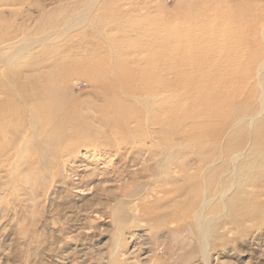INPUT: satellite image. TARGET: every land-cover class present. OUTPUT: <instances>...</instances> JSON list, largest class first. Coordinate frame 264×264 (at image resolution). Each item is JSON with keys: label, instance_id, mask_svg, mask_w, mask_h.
<instances>
[{"label": "rangeland", "instance_id": "obj_1", "mask_svg": "<svg viewBox=\"0 0 264 264\" xmlns=\"http://www.w3.org/2000/svg\"><path fill=\"white\" fill-rule=\"evenodd\" d=\"M263 35L264 0H0V264H264Z\"/></svg>", "mask_w": 264, "mask_h": 264}, {"label": "bare ground", "instance_id": "obj_2", "mask_svg": "<svg viewBox=\"0 0 264 264\" xmlns=\"http://www.w3.org/2000/svg\"><path fill=\"white\" fill-rule=\"evenodd\" d=\"M92 3V2H91ZM91 5V4H90ZM85 9V8H84ZM81 10V9H80ZM80 12V11H79ZM78 12V13H79ZM77 13V14H78ZM74 14V13H73ZM84 14L86 15V13H81V14H79L78 16L77 15H73V17H71V15L69 16V21H67V22H69V23H67L66 24V29H64L63 31L62 30H59L58 28H56V27H54V26H48L47 24H45L44 25V27L45 28H51V30L50 31H48V32H45V34H43V35H40L41 37L40 38H37V39H35V40H31V39H25V40H23L22 41V43H20V44H14V45H9V49H8V52L6 53V60L9 62V61H11V60H13L14 58H16V57H19V56H21V55H23V53H25V52H27L30 48H32V47H34V45L35 44H37V43H43V42H45V40L46 39H48V38H50L52 35H54V34H61V33H66V31H68V30H75V29H77L78 27H79V25H80V23L83 21V18H84ZM71 17V18H70ZM86 19V18H85ZM84 19V20H85ZM63 21V18H59V20L58 21ZM39 22V21H38ZM80 28V27H79ZM17 29V28H16ZM19 31V30H18ZM17 31V32H18ZM16 32V33H17ZM70 32V31H69ZM12 33V32H11ZM16 33H14V34H16ZM10 36H13V35H10ZM263 37H264V35H263ZM16 38V37H15ZM9 39V38H8ZM11 42V41H10ZM16 42V41H15ZM109 47V46H108ZM61 49V48H60ZM59 48L57 49H54V50H52V52L53 53H55L54 55H56L57 57H58V55L60 54V50ZM104 50V48L103 47H98V46H95V48H94V52L95 51H103ZM2 61V60H1ZM31 125V124H30ZM32 126V125H31ZM237 158H239V157H236V159ZM204 204H206L205 203V201H203L202 203H201V205H204ZM136 205V204H135ZM202 206H201V211H202ZM137 210V209H136ZM201 211H200V213H201ZM135 213V212H134ZM200 213H198V217L201 215ZM197 223V231H198V236L200 237V242H201V240H205L206 239V235H205V233H206V231H207V228H208V226L210 225V220H207L206 222H205V225H203V224H200V223H198V221L196 222Z\"/></svg>", "mask_w": 264, "mask_h": 264}]
</instances>
